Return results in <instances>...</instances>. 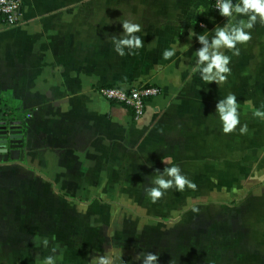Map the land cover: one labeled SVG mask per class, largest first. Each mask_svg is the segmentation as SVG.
<instances>
[{
    "label": "crops",
    "instance_id": "crops-1",
    "mask_svg": "<svg viewBox=\"0 0 264 264\" xmlns=\"http://www.w3.org/2000/svg\"><path fill=\"white\" fill-rule=\"evenodd\" d=\"M20 11L14 26L0 19V118L22 130L21 145L0 153V264L49 255L60 257L56 264H89L106 254L113 264H141L135 256L149 251L158 264H264V119L253 116V108L264 111L261 18L247 30L250 42L236 45L239 55L220 50L231 58L227 81L207 83L192 71L203 47L197 36L210 44L216 26L229 22L210 0H22ZM124 20L141 25L135 35L144 46L120 56L112 37L124 35ZM190 31L197 36L189 39ZM102 85L160 92L134 119L98 94ZM229 93L240 125L225 134L216 104ZM175 165L197 189L173 188L153 203L145 189L157 169ZM45 213L57 225H42ZM131 214L135 225H125ZM77 215L90 222L76 225ZM160 216L179 220L180 237L111 233ZM207 225L215 233L204 237ZM45 237L48 247L37 246ZM156 242L181 253L157 251Z\"/></svg>",
    "mask_w": 264,
    "mask_h": 264
},
{
    "label": "clouds",
    "instance_id": "clouds-1",
    "mask_svg": "<svg viewBox=\"0 0 264 264\" xmlns=\"http://www.w3.org/2000/svg\"><path fill=\"white\" fill-rule=\"evenodd\" d=\"M216 8L223 17H228L229 22L224 24L223 27L217 25L215 28V36L212 38L211 43L207 35H196L195 32H189V39L192 36H197L198 41L203 47H200L195 55L198 57L196 67L192 69L193 72L199 71L201 78L207 82L224 83L227 81L228 75L231 74V69L228 65L231 62V58L225 55L222 48L233 50V55H239V49L236 45L247 44L252 39L251 30L257 22V16H259L260 22L264 24V0H241L238 4H233L232 0H217ZM248 15V20L245 21L235 20V15ZM123 36H113L112 41L115 44V51L120 55L124 56L125 49L135 50L144 46L143 40L135 35V33L141 31V25L133 23L129 20L122 22ZM188 48L190 45L187 46ZM211 50V51H210ZM129 55L135 54L133 51H129ZM175 54V47L169 50H165L163 53L164 59H170ZM201 65H205L200 67ZM251 106V102H246ZM240 104L237 102L236 96L229 93L223 100H219L216 104V110L219 113L220 119L223 122V132L230 134L234 132L240 125ZM253 116L264 119V111L253 108ZM241 135L247 134V124L239 127ZM165 164L170 163L169 160H163ZM158 175L151 182L153 186L145 189L147 196L156 203L162 199L165 193L175 188L177 191H184L187 187L195 191L197 185L188 179V177L182 174L181 169L178 165L165 167L163 172L159 169L156 170ZM213 182L215 178H213ZM53 239H55L53 237ZM43 244L45 248L49 245V240L45 237L42 241L37 243ZM59 245H54L51 249L53 253L57 252ZM160 255L151 251L138 253L135 256L136 260L141 261V264H158ZM59 256L49 255L39 261L38 264H56ZM89 264H113L112 257L109 254L103 256H94L91 258ZM169 264H173V260L170 259Z\"/></svg>",
    "mask_w": 264,
    "mask_h": 264
},
{
    "label": "built area",
    "instance_id": "built-area-1",
    "mask_svg": "<svg viewBox=\"0 0 264 264\" xmlns=\"http://www.w3.org/2000/svg\"><path fill=\"white\" fill-rule=\"evenodd\" d=\"M22 0H0V19L5 26H14L20 21ZM240 0H232L238 4ZM217 0H210V6L214 13H219L216 8ZM204 27V23H199ZM98 94L110 103L120 104L131 111L132 117L138 119L146 109L147 100L159 94L160 89L156 85H143L136 87H121L116 85H102L97 88Z\"/></svg>",
    "mask_w": 264,
    "mask_h": 264
},
{
    "label": "rangeland",
    "instance_id": "rangeland-1",
    "mask_svg": "<svg viewBox=\"0 0 264 264\" xmlns=\"http://www.w3.org/2000/svg\"><path fill=\"white\" fill-rule=\"evenodd\" d=\"M36 199V198H35ZM38 200H41L40 197L37 198ZM59 213H61V215H59V217L61 218V216H64L66 213L60 211ZM46 214V219L48 218L49 221H45L43 224L42 222H38V225H57L56 221H52V219L54 218V216L52 214ZM57 214V213H56ZM69 217H71L72 215H67ZM167 217V215H165ZM134 217L132 214L130 216H128V219L126 220L125 225H135L134 222L136 221V219L132 218ZM159 217V216H158ZM161 217V216H160ZM162 216L161 218H153L149 223L147 224H143V225H150V226H146L144 228H136L135 226H124L121 228H117L114 229L111 233L113 234H117V237H130V238H137V239H141V238H151V239H167L170 237H180V229H179V220H175L173 223H165V221L167 220V218ZM39 220H42L41 217H38ZM73 218H71L72 220ZM84 220V221H83ZM77 223L76 225L82 224L80 223L81 221L88 223L90 222L89 219H83L81 216L77 215V218L75 220ZM48 223V224H46ZM94 224V223H93ZM3 225H7V224H3ZM101 225H107V223L102 222ZM114 225H118L114 224ZM151 225H156L155 227L151 226ZM216 225H207V231L204 230V234L202 236H207L206 234H211L215 233V230H213V228H215ZM220 227L222 225H219ZM205 228V226H204ZM183 234L188 233L187 236H189V230L187 231H181ZM192 232V231H191ZM195 232V231H193ZM210 236V235H209ZM157 243V242H156ZM179 246H175V245H171V244H159V242L156 244V249L157 251L160 252H167V254H179L181 253V248L179 249Z\"/></svg>",
    "mask_w": 264,
    "mask_h": 264
},
{
    "label": "water",
    "instance_id": "water-1",
    "mask_svg": "<svg viewBox=\"0 0 264 264\" xmlns=\"http://www.w3.org/2000/svg\"><path fill=\"white\" fill-rule=\"evenodd\" d=\"M21 125L16 121L0 118V153L21 145Z\"/></svg>",
    "mask_w": 264,
    "mask_h": 264
},
{
    "label": "trees",
    "instance_id": "trees-1",
    "mask_svg": "<svg viewBox=\"0 0 264 264\" xmlns=\"http://www.w3.org/2000/svg\"><path fill=\"white\" fill-rule=\"evenodd\" d=\"M4 110H5V107H4V103L2 102V103H1V109H0V111H1V112H4Z\"/></svg>",
    "mask_w": 264,
    "mask_h": 264
}]
</instances>
